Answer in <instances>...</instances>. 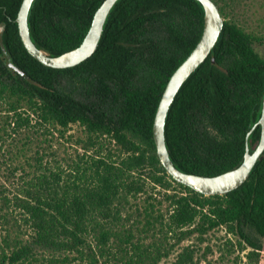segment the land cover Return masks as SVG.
Segmentation results:
<instances>
[{"label":"trees","instance_id":"16d2710c","mask_svg":"<svg viewBox=\"0 0 264 264\" xmlns=\"http://www.w3.org/2000/svg\"><path fill=\"white\" fill-rule=\"evenodd\" d=\"M104 0H34L27 25L32 43L51 56L82 42ZM224 20L207 58L176 93L164 122L168 157L181 172L214 177L237 168L247 132L260 117L264 94V34L246 29L227 9L245 0H211ZM22 0H0V100L17 119L23 103L42 122L82 126L107 137L125 155L94 159L82 178L36 177L2 206L17 209L25 238L6 231L0 264H158L192 232L224 227L251 249L249 263L264 260V156L239 188L204 196L177 183L161 166L152 136L155 113L168 79L203 31L196 0H118L103 25L95 52L67 69L43 66L24 48L15 21ZM262 46L259 55L254 46ZM19 70V72L15 71ZM257 126L247 143H259ZM78 172V171H77ZM160 188L168 216L147 230L133 229L128 196ZM158 224L162 239L145 243ZM153 229H152V228ZM191 230L182 231L183 228ZM178 234L168 243V234ZM138 234V235H137ZM45 254L50 258L46 260ZM78 256L69 259L68 255ZM185 249L174 263L188 264ZM100 259L105 261L101 262Z\"/></svg>","mask_w":264,"mask_h":264},{"label":"rangeland","instance_id":"374dc122","mask_svg":"<svg viewBox=\"0 0 264 264\" xmlns=\"http://www.w3.org/2000/svg\"><path fill=\"white\" fill-rule=\"evenodd\" d=\"M230 18L246 29L264 34V0H245L241 5H232L227 9ZM259 55L263 54L262 46L255 45ZM10 101L0 100V243L6 231L12 236L25 238L27 228L19 218L17 209L2 206L1 197L12 198L20 193L23 187L35 183L36 177L52 174L60 178L61 183H68L82 178L94 159L111 157L118 161L125 155L120 147L109 138L99 139L90 136L86 130L71 124L63 128L55 124L42 122L21 103V118L17 119L10 112ZM78 171V172H77ZM125 204V213L129 222L138 231L147 230L146 219L155 223L160 216H168V203L163 199V191L148 185L147 192L130 195ZM156 223L148 234H141L145 243L162 239ZM183 228L182 231L191 230ZM138 235V234H137ZM168 243H176L178 234H168ZM185 249L190 252L188 264H252L246 255L251 250L237 234L229 233L224 227L208 231L206 234L192 232L176 244L167 258L158 264H171ZM66 255H55L60 263ZM69 259L77 258L75 254ZM46 260L50 258L45 254ZM101 262L105 261L100 259ZM259 264H264V260Z\"/></svg>","mask_w":264,"mask_h":264},{"label":"water","instance_id":"95a60500","mask_svg":"<svg viewBox=\"0 0 264 264\" xmlns=\"http://www.w3.org/2000/svg\"><path fill=\"white\" fill-rule=\"evenodd\" d=\"M33 1L22 0L18 10L15 21L20 40L27 53L43 66L53 69H67L85 61L95 52L106 18L118 0H104L95 11L90 28L79 46L58 56H51L38 49L30 39L27 16ZM196 1L201 4L204 11L203 31L193 50L167 81L155 113L152 136L159 162L166 174L174 181L204 196L224 195L245 183L254 164L264 156V94L260 117L246 134L243 160L237 168L214 177H205L181 172L174 166L168 157L164 142V122L167 111L181 85L209 55L224 23L217 6L211 0ZM1 33L2 29L0 28ZM15 71L19 72L17 69ZM257 126L261 129L259 143L250 153L247 140Z\"/></svg>","mask_w":264,"mask_h":264}]
</instances>
